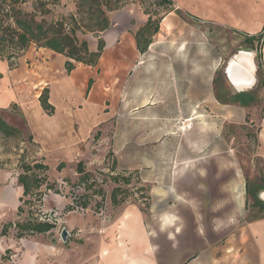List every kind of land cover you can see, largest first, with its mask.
<instances>
[{
	"label": "rangeland",
	"instance_id": "374dc122",
	"mask_svg": "<svg viewBox=\"0 0 264 264\" xmlns=\"http://www.w3.org/2000/svg\"><path fill=\"white\" fill-rule=\"evenodd\" d=\"M73 1L60 0L56 13H72ZM173 2L180 13L163 16L147 50L131 61L124 76L110 64L92 69L91 89L99 87V96H85L83 88L79 97L86 101L77 104L78 153L63 162L60 171L56 167L62 161L51 167L54 159L44 163L48 170L43 174L54 186L46 191L44 183L45 194L40 201L32 197L30 208L20 201L25 198L18 192L17 176L21 162L36 159L38 146L22 129L15 136L0 133V264H78L86 257L85 240L101 233L102 222L110 221L112 212L124 205H137L143 211L149 207L142 211L148 230L150 209L172 203L167 190L171 185L183 186L180 181L189 171L206 174L201 183L213 171L216 178L227 176L223 185L234 186L239 209L245 207L241 224L264 216V211L252 207L253 199L246 193L247 184L256 191L264 188V41L260 46L255 43V50L243 36L264 31V0ZM124 7L131 30L143 25L147 16L139 4ZM77 36L96 39L91 33ZM240 52L248 53L255 66L252 87L242 91L231 85L225 73ZM86 105L92 107L89 114L83 112ZM0 117L6 122L1 112ZM80 161L91 174L83 184L75 171ZM120 177H129L130 183L125 185ZM116 187L121 188L117 198L124 200L118 206L110 201ZM99 189L102 202L100 195L93 194ZM45 195L54 199H48L43 209ZM258 197L264 201L260 193ZM64 200L68 205L87 202L88 207L70 211L65 223L67 205L61 214L56 205ZM20 205L23 212L17 215ZM28 210L55 223V228L17 239L11 227L1 235L4 225L23 220ZM63 229L69 233L65 241Z\"/></svg>",
	"mask_w": 264,
	"mask_h": 264
},
{
	"label": "crops",
	"instance_id": "0c3cea01",
	"mask_svg": "<svg viewBox=\"0 0 264 264\" xmlns=\"http://www.w3.org/2000/svg\"><path fill=\"white\" fill-rule=\"evenodd\" d=\"M108 18L109 28L100 33L105 46L95 68L110 64L124 76L131 61L140 54L134 34L142 25L130 29L126 7L109 12ZM85 40L89 50L96 51L97 37ZM65 60L64 56L33 44L14 60L12 67L0 58V112L9 125L22 129L38 146L36 159L47 165L48 160L54 159L50 167L78 153L79 138L74 130L79 117L77 104L86 101L84 96L79 97L83 88L85 96L91 94L93 98L99 96L100 89L92 91L90 86L86 93L94 67L76 64L66 74ZM105 72L108 75V69ZM44 89L54 107L51 116L39 103ZM91 110L86 105L83 112L89 114ZM84 122L87 125L89 120L85 118ZM213 174L209 176L212 184L209 178L201 183L206 174L189 171L180 181L183 186L171 185L167 195L173 198L172 203L155 211L150 209L148 230L146 215L137 205L117 208L110 221L102 222V232L85 240L86 257L78 264H264V217L241 224L245 207L239 209L234 186L223 185L226 175L216 178L215 171ZM21 191L19 186L18 192ZM48 199L54 198L45 195L43 209ZM68 204L66 200L57 202L60 214ZM71 214H64L65 223ZM161 222L170 225L167 231H160Z\"/></svg>",
	"mask_w": 264,
	"mask_h": 264
},
{
	"label": "trees",
	"instance_id": "16d2710c",
	"mask_svg": "<svg viewBox=\"0 0 264 264\" xmlns=\"http://www.w3.org/2000/svg\"><path fill=\"white\" fill-rule=\"evenodd\" d=\"M73 2L74 11L72 13L60 14L55 11V7L61 5L60 0H0V58L8 61L9 66L12 67L14 60L33 44L37 48L49 49L64 56L66 59L64 70L66 74H70L76 64L89 67L97 65L105 46L100 38V33L110 26L109 12L119 10L132 2L140 5L143 13L147 16L143 25L134 34L136 49L140 54L147 50L153 35L159 31V24L163 16L170 12L180 13L179 9L174 6L173 0H74ZM78 33H91L97 37L96 51H90L87 41L78 39ZM243 36L244 41L249 44L251 49L255 50L258 49L254 48V44L260 46L264 41L263 30L254 35L243 34ZM92 82L90 79L86 93H88ZM236 101L241 102L239 99ZM39 103L47 115L50 116L54 113V107L48 102L47 89H44L39 96ZM0 133L8 137L19 135L20 131L0 117ZM63 167L64 163L61 162L56 169L60 171ZM20 168L22 172L18 174L17 182L22 187V196L25 198H20V201L22 205H27L30 208L32 197H36V200L40 201L45 194L41 190L44 183L46 191L52 190L54 185L48 184V178L43 174L48 170V166L42 161L21 162ZM75 171L79 175L80 184L90 181L91 174L85 171L83 162L80 161L76 164ZM118 179L125 185L130 183L129 177ZM258 189V191L252 190L248 184L246 185V193L253 199L252 207L264 211V201L258 197L264 188L259 187ZM119 192H121V188L116 187L110 194V201L114 206L124 202L123 199L117 198ZM93 194L100 195L102 202L103 191L101 189L94 191ZM76 203L72 202L71 205H67L64 211L70 212L76 208L84 210L88 207L87 202L80 205ZM22 205L18 206L17 215L23 212ZM148 208L146 206L145 211L140 210L146 213ZM27 214L28 216L23 220L19 219L4 225L1 235H6L11 227L15 229L17 239L35 234H45L55 228V223L34 217L32 211L28 210Z\"/></svg>",
	"mask_w": 264,
	"mask_h": 264
},
{
	"label": "bare ground",
	"instance_id": "6f19581e",
	"mask_svg": "<svg viewBox=\"0 0 264 264\" xmlns=\"http://www.w3.org/2000/svg\"><path fill=\"white\" fill-rule=\"evenodd\" d=\"M254 67V63L248 53L240 52L237 54L227 68L233 87L235 84L238 89H250L254 83ZM261 197L264 199V192H262Z\"/></svg>",
	"mask_w": 264,
	"mask_h": 264
},
{
	"label": "water",
	"instance_id": "95a60500",
	"mask_svg": "<svg viewBox=\"0 0 264 264\" xmlns=\"http://www.w3.org/2000/svg\"><path fill=\"white\" fill-rule=\"evenodd\" d=\"M225 73H226V76H227L229 82L231 83L230 78H229V75L227 74V67H226ZM231 84H232V83H231ZM232 85H233V84H232ZM234 88H235L236 90H238V91H242V89H238V86H235V84H234ZM68 235H69V233H68V231H67L66 229H63V230L61 231V239H62L63 241L66 240V238H67Z\"/></svg>",
	"mask_w": 264,
	"mask_h": 264
},
{
	"label": "clouds",
	"instance_id": "9594fccd",
	"mask_svg": "<svg viewBox=\"0 0 264 264\" xmlns=\"http://www.w3.org/2000/svg\"><path fill=\"white\" fill-rule=\"evenodd\" d=\"M169 227H170L169 224H167V223H165V222H161V224H160V231H161V232H165V231L168 230Z\"/></svg>",
	"mask_w": 264,
	"mask_h": 264
}]
</instances>
